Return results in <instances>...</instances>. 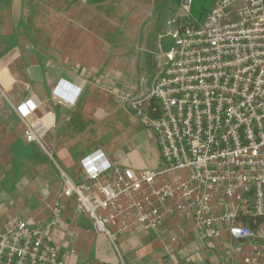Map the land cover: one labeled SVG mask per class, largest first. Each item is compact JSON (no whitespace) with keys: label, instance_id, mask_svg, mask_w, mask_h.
Segmentation results:
<instances>
[{"label":"built area","instance_id":"1","mask_svg":"<svg viewBox=\"0 0 264 264\" xmlns=\"http://www.w3.org/2000/svg\"><path fill=\"white\" fill-rule=\"evenodd\" d=\"M191 3L178 0L184 20L167 21L166 61L148 94L123 98L153 132L161 168L135 171L96 150L81 159L85 180L61 170L49 220L0 229V264H67L52 233L69 198L117 253L129 227L157 230L165 214H178L208 249L223 232L237 244H224L228 252L247 244L231 264H264V0H216L203 21L192 18ZM65 96L56 95L59 104L71 102ZM32 106L16 111L25 139L44 147L46 126L30 120Z\"/></svg>","mask_w":264,"mask_h":264},{"label":"crops","instance_id":"2","mask_svg":"<svg viewBox=\"0 0 264 264\" xmlns=\"http://www.w3.org/2000/svg\"><path fill=\"white\" fill-rule=\"evenodd\" d=\"M36 1L0 0V229L15 219L49 220L61 189L60 171L85 180L81 159L96 150L135 171L162 165L153 132L123 98L148 94L166 61L168 31L157 34L161 54L156 62L152 49H140L138 41L148 8L137 13L139 4L131 6L138 15L127 21L129 33L139 34H130L126 44L117 37L110 43L106 36L128 32L129 7L123 18L104 12L105 5L113 10L112 0H66L61 10L56 9L59 0H47L45 9ZM175 4L178 8V0ZM24 15L30 18L25 23ZM56 95L72 100L62 105ZM24 102L35 107L30 120L46 126L44 147L24 137L16 111ZM52 234L67 264H231L249 250L241 244L242 252H228L224 244H237L226 232L216 249H208L190 219L165 214L157 230L129 227L119 236L117 253L94 232L90 218L75 210L74 198L66 200Z\"/></svg>","mask_w":264,"mask_h":264},{"label":"rangeland","instance_id":"3","mask_svg":"<svg viewBox=\"0 0 264 264\" xmlns=\"http://www.w3.org/2000/svg\"><path fill=\"white\" fill-rule=\"evenodd\" d=\"M31 1H35V0H31ZM59 1H60V5L56 9L61 10L63 8L62 7L63 4L66 3V0H64V1L59 0ZM215 1L216 0H192L191 6H190V14H191L192 18L195 21H203L205 16L207 15L209 10L211 9V7L214 5ZM36 2L37 3L39 2L40 8L45 9V7L47 5V0H39ZM109 4H113V10L110 9V8H112V5H110V7H109V5H105V7L103 6L104 12L105 13H110V11H113V13L119 12V14H122L123 18H124L123 10L129 7V9H127V11H126V16H125L124 21L127 22V21L133 20L132 23L136 20L135 18L137 17L138 14H136L134 16L135 11H134V8L133 9L131 8V6L134 7L137 4H139L138 8L136 9L137 13L148 8L147 17L144 20V24L141 28L140 37H138V41H139V43H141V45L139 46L140 49H142V48H144V50L152 49V52H153L152 56L156 62L159 61V57H160L159 55L161 54L160 50L157 47V41H158L157 34H158V32L165 33L167 31H169L170 26H168L166 22H167V20H169L173 17L178 18L180 21L184 20V18L181 17L182 14H181L180 10H177L178 8L176 7L175 0H150V1H147V0H112V1H109ZM147 5H149V6L147 7ZM116 6H118V9L115 8ZM114 8H115V10H114ZM60 10H58V11H60ZM116 10H118V11H116ZM122 17H121V19H122ZM41 18L42 17H40V19ZM26 19L30 20L29 16L26 17L24 15V17L22 18V21L25 23ZM43 19L45 20L46 18L43 17ZM54 19L56 21L61 20V17L56 16ZM126 28H128V32L126 31V33H124V34H114V35L112 34L111 36H106V37H109L110 43H113L112 41L117 37V39H119V40L121 39L123 42L126 41V44H127L129 42V40L132 38L131 35L133 37H134V35L138 36L139 30L137 33H135V32L129 33V30H131L130 29L131 24L129 25L128 22L125 23V29ZM135 41H136V38H135ZM138 41H136L135 44L138 43ZM137 45H139V44H137ZM90 151H91V149L88 148L87 153Z\"/></svg>","mask_w":264,"mask_h":264}]
</instances>
